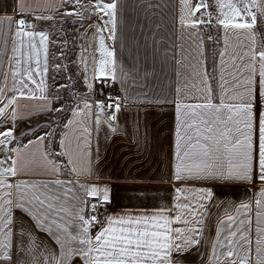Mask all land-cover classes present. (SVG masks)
Wrapping results in <instances>:
<instances>
[{"label": "crops", "instance_id": "1", "mask_svg": "<svg viewBox=\"0 0 264 264\" xmlns=\"http://www.w3.org/2000/svg\"><path fill=\"white\" fill-rule=\"evenodd\" d=\"M145 1L130 3V0H109V3L117 5L114 38H109L113 35L109 31L111 24H105L109 17L97 12L92 1L77 6L85 10L82 19L79 18V12L68 17L80 20L74 44V76L79 87L74 90L75 103L65 113V119L59 124L58 130L49 128L50 126L47 128L44 124L58 123L63 117L62 111L57 116L53 115L57 111L58 99L52 86V26L56 23V18L62 17L66 5H62L61 0H24L26 20L32 19L34 22L32 30L37 33L43 31L48 37L47 72L43 75L44 92L40 93L36 85L29 83V88L33 90L31 99L20 96L17 89L21 79L27 83L26 70L30 64L35 67L34 59L29 60L34 54L27 42L20 52L13 51L18 45L15 37L9 33L5 20L3 31L0 32V107L4 108L2 119L10 121L8 128L13 127L11 113L15 110V129L20 126L28 128L23 131L26 138L11 146L19 149L17 165L21 170V175L13 179L21 183L27 180L36 184H49L50 193L66 200L69 210L83 207L86 216L91 205L100 202L106 209V218L152 216L161 210H170L164 214L175 216L180 211L178 205L201 202L204 193L199 190L211 191V197L202 201L204 208L198 213V218L203 220L201 243L177 257L197 252L206 241L203 260H178L180 264H208L211 246L216 242V230L220 227L219 221L226 220V214L236 216L235 209L241 203H253L252 227L255 229L253 197L259 192L260 185L224 183L211 179H175L178 128L176 104L199 103L202 102L201 98L208 95L207 85L204 83V73L206 70L209 72L206 39L202 29L204 26L193 30L181 25V17L178 16L171 24L162 28L159 23L151 21L152 15H156L153 13L155 9L150 12L145 11L148 9L142 11ZM15 3L16 0H0V17L16 18L19 14L13 11ZM170 8L172 10V2ZM148 14L151 16L146 18ZM36 16H51L53 19H34ZM14 30L15 25L13 32ZM197 31L203 38L202 45L196 39ZM216 35L220 42L216 55V81L214 83L211 80L209 83L213 89L212 102L219 104L222 96L219 53L226 52L223 68L227 71L223 72V83L228 95L223 98L228 101L232 95L230 73L235 71L234 56L246 49L234 35H225L218 28ZM101 37L104 38L106 50L113 52V56L101 55ZM35 43L40 51L43 67L44 52L39 45L38 36ZM16 57H19V63ZM101 60L108 61L107 76L99 72ZM239 63L236 60L237 66ZM14 72L20 74L14 76ZM34 78L37 81L42 79L35 73ZM115 90L123 98L119 111L97 109L95 100L103 99ZM24 91L27 94L28 89ZM41 95L46 98L40 99ZM9 99H14V105H8ZM86 103L91 108L86 107ZM109 113L115 115L116 119H109ZM47 118H50L48 123L45 122ZM97 118L99 125L96 123ZM2 130L4 129L0 128ZM40 137L44 139L41 140ZM82 169L87 171L82 174ZM57 182L66 188L59 187ZM92 186L107 188L108 200L104 202L102 198L88 197L86 192ZM66 189L70 191L64 197ZM178 189L181 191L178 192ZM15 196L16 190L13 189V198ZM81 201H84L83 205L80 204ZM188 218L191 219L190 214ZM98 227L97 225L91 229V232L95 233ZM173 227L186 226L174 224ZM73 230L74 225L69 217V232ZM206 234L208 238L205 240ZM225 234L226 229H222V238ZM38 235L53 248H58L50 235L39 230ZM74 264H80L79 260L74 261Z\"/></svg>", "mask_w": 264, "mask_h": 264}, {"label": "snow or ice", "instance_id": "2", "mask_svg": "<svg viewBox=\"0 0 264 264\" xmlns=\"http://www.w3.org/2000/svg\"><path fill=\"white\" fill-rule=\"evenodd\" d=\"M92 2L97 12L109 17L105 24H111L109 31L113 35L109 38H114L116 3ZM61 3L72 7L71 11L65 10V15L79 12V18H83L85 10L77 7L80 0H61ZM182 3L188 9V16L181 17V25L193 30L205 26L209 29V41L213 40L210 29L215 26L225 35H234L246 50L234 56L235 71L230 73L232 95L228 101L223 98L228 95L223 83V72L227 71L223 68L226 52H220L222 96L219 104L212 102L213 89L209 83L217 73L215 59L211 74L207 70L204 73L208 95L201 98L202 102L176 104L175 179L259 184V192L253 197L255 229L252 227L253 203H241L235 209L236 216L226 214V220L219 221L220 227L216 230V242L211 246L208 264H264V39H261L264 33L258 28V23H264V0H195L194 3L182 0ZM23 7L24 0H16L13 11L19 15L16 18L0 17V32L7 20L8 31L18 45L13 51L20 52L27 42L34 54L29 60L34 59L35 67L30 64L26 70L27 83L21 79L17 89L20 96L31 99L33 90L29 88V83L36 85L40 93L44 92L48 37L43 31L37 33L32 30L34 22L24 18ZM34 19L51 20L53 17L36 16ZM37 36L44 52L43 67L35 43ZM196 39L203 44L199 31L196 32ZM99 50L102 56H113V52L106 50L103 37L100 38ZM15 59L20 62L19 57ZM236 60H239V66ZM107 63L106 60L100 62L99 72L105 76L109 74ZM34 73L42 79L37 81ZM19 74L13 73L14 76ZM24 89H28L27 94ZM39 98L46 97L41 95ZM14 103V99H9V106ZM85 106L91 108L87 103ZM97 107L100 111L114 109L118 112L120 109L119 104H99ZM3 113L4 108L0 107V128L4 129L0 131V264H74L77 259L80 264H180L177 257L201 243L203 220L198 218V213L204 208L202 201L211 197V191L199 190L204 193L201 202L178 205L180 211L175 216L164 214L170 210H161L152 216L105 218L95 214L86 216L83 207L69 210L67 201L50 193L47 183L16 182L13 178L21 175L17 165L19 149L11 145L16 139L13 133L17 114L12 111L13 127L8 128L10 121L2 119ZM109 119L115 120L116 116L109 113ZM96 123L100 124L98 118ZM81 171L83 174L87 170ZM57 184L66 188L59 182ZM13 189L16 190L15 198ZM69 191L65 190L64 197ZM107 191V188L92 186L86 195L102 198L106 202ZM80 204L83 205L84 201ZM91 210L95 213L97 204H92ZM69 217L74 225L73 232H69ZM174 224L186 227H173ZM97 225V231L92 233L91 229ZM222 229H226L223 238ZM38 230L50 235L58 248L47 244L38 235Z\"/></svg>", "mask_w": 264, "mask_h": 264}, {"label": "rangeland", "instance_id": "3", "mask_svg": "<svg viewBox=\"0 0 264 264\" xmlns=\"http://www.w3.org/2000/svg\"><path fill=\"white\" fill-rule=\"evenodd\" d=\"M90 1L92 0H80V4L85 5ZM136 1L137 0H130V3H134ZM102 2L109 3V0H102ZM171 2L172 10H170ZM190 2L194 3L195 0H190ZM142 6L145 7L142 9V11L148 9L145 11L150 12L151 10L155 9L153 13H156V15H152L151 21L159 23L162 28H165L166 25L168 26L169 24H171L174 18H177L178 16H188V9L183 5L182 0H146ZM66 9L71 11L72 7L70 5H66ZM212 11L216 10L212 9ZM225 11H227V9H225ZM148 16H151V14L146 15V18ZM68 17H71V15H65L63 13L62 17L56 18V23H54L52 26V86L53 91L56 94V98L58 99V107L56 109L57 111L53 115L56 114L57 116L58 113L62 111L61 117H63L58 123L50 124V116V118L45 119V122L49 123L44 125L47 128L50 126L49 128H56L57 130L59 129V124L63 123L65 119V113H68V111L72 108L73 104L75 103L76 96L74 94V90L78 89L79 87L74 76V44L76 27L78 21L80 20H73ZM144 20L146 19L144 18ZM144 20L143 22H145ZM258 28L261 33H264L263 23H258ZM216 30L217 27L215 26L211 28L212 34L214 35L213 39L215 38ZM261 39H264V37H262ZM25 129L28 128H26L25 126H20L15 129L13 135L16 139L14 140L13 145L26 138L25 135L23 136V131ZM207 238L208 235L206 234L205 240ZM201 248L202 249L192 253L191 255L179 257L178 259H187L189 261H201L204 259V255H206V241H204L203 247Z\"/></svg>", "mask_w": 264, "mask_h": 264}, {"label": "built area", "instance_id": "4", "mask_svg": "<svg viewBox=\"0 0 264 264\" xmlns=\"http://www.w3.org/2000/svg\"><path fill=\"white\" fill-rule=\"evenodd\" d=\"M24 18L26 19V16H24ZM122 103H123V98L120 96L118 90L111 91L103 99H96L95 100V104H96V108L97 109H98L97 106L99 104H103V105H115V104H119V105H121ZM111 110L112 109H106L104 111L109 112ZM94 214L106 218V209H105V207L103 206L102 203H100V202L97 203V211Z\"/></svg>", "mask_w": 264, "mask_h": 264}, {"label": "trees", "instance_id": "5", "mask_svg": "<svg viewBox=\"0 0 264 264\" xmlns=\"http://www.w3.org/2000/svg\"><path fill=\"white\" fill-rule=\"evenodd\" d=\"M205 39H206V47H207V55H208V67H209V73L211 74V69L213 65V61L215 59L216 61V55L220 49V42L217 39V35L215 34V38L212 41H209L207 39V36L209 35V29H207L205 26L202 27ZM210 34L213 37L214 35L212 34V31L210 29ZM216 77V76H215ZM213 82L215 83V78L212 79ZM94 213L91 211V209H88V215H93Z\"/></svg>", "mask_w": 264, "mask_h": 264}]
</instances>
